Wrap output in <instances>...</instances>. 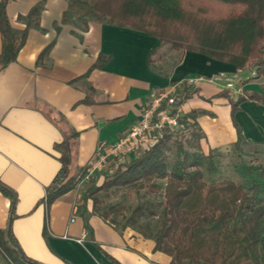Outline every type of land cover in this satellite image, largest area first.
<instances>
[{
	"label": "crops",
	"instance_id": "obj_1",
	"mask_svg": "<svg viewBox=\"0 0 264 264\" xmlns=\"http://www.w3.org/2000/svg\"><path fill=\"white\" fill-rule=\"evenodd\" d=\"M37 0H10L6 14L14 29ZM66 0H46L40 30L31 29L14 63L0 64V181L17 197L11 231L23 254L40 264H170L155 251L152 239L127 228L116 230L93 213L84 191L72 189L48 210L43 233L45 189L60 169L55 145L62 140L56 125L63 117L77 132L71 175L82 174L100 144L122 138L141 110L154 98L172 92L180 115L199 113L204 154L232 146L237 128L250 144H264V105L238 96H264V73L237 70L201 53L185 51L167 72L149 64L157 38L130 27L90 21L88 28L62 24ZM59 27V31L55 30ZM54 42L42 66L41 52ZM2 49L0 36V53ZM104 63L93 67L99 59ZM187 78H196L188 85ZM229 85V86H228ZM130 156L126 160H131ZM10 198L0 192V232L6 228ZM81 241V242H79Z\"/></svg>",
	"mask_w": 264,
	"mask_h": 264
},
{
	"label": "trees",
	"instance_id": "obj_2",
	"mask_svg": "<svg viewBox=\"0 0 264 264\" xmlns=\"http://www.w3.org/2000/svg\"><path fill=\"white\" fill-rule=\"evenodd\" d=\"M10 0H0V64L14 63L31 29L40 30L46 0H37L27 15L17 17L24 25L14 29L7 17ZM62 24H77L83 31L90 21L130 27L158 39L160 47L183 55L201 53L231 64L237 70L255 67L264 73V0H66ZM58 32L59 27L55 26ZM50 43L37 58L42 66L53 46ZM153 50L149 64L155 62ZM104 63L101 58L93 67ZM262 67V68H261ZM264 105V96L248 94L231 101L232 113L246 101ZM199 113L179 118L182 129L165 131L154 144L131 160L117 166L99 186H91L83 201H92L93 213L122 232L130 228L152 239L155 251L171 258L170 264H264V149L245 141L237 128L231 146L236 154L230 163L237 180L220 175L218 151L204 154V134L197 124ZM62 140L55 145L60 169L45 189L43 233H47L48 210L58 198L74 189L71 167L78 134L64 118L55 122ZM264 145V144H262ZM253 148L250 152L244 147ZM260 149V148H259ZM244 157H254L247 161ZM84 170L82 171V174ZM159 196L158 204L143 203L131 212L121 230L109 217L121 208L104 207L97 195L102 192ZM0 192L10 198L6 228L0 232V255L11 264H40L21 251L11 225L16 218V194L0 181ZM139 220H145L137 223Z\"/></svg>",
	"mask_w": 264,
	"mask_h": 264
},
{
	"label": "built area",
	"instance_id": "obj_3",
	"mask_svg": "<svg viewBox=\"0 0 264 264\" xmlns=\"http://www.w3.org/2000/svg\"><path fill=\"white\" fill-rule=\"evenodd\" d=\"M186 82L191 86L197 79L187 78ZM180 117L177 99L172 92L154 98L141 110L139 119L129 126L122 138L112 144L98 146L94 157L84 169L81 182L102 172L110 161L125 160L140 154L162 137L165 131L176 132L182 129Z\"/></svg>",
	"mask_w": 264,
	"mask_h": 264
},
{
	"label": "rangeland",
	"instance_id": "obj_4",
	"mask_svg": "<svg viewBox=\"0 0 264 264\" xmlns=\"http://www.w3.org/2000/svg\"><path fill=\"white\" fill-rule=\"evenodd\" d=\"M164 47V46H163ZM170 48L168 45L165 46L161 51L156 53L153 57L154 60H158L159 57L162 55L166 59H162V63L159 66L164 71H168L171 69L172 66L177 62L179 59V54L168 56ZM156 62V61H155ZM255 68V67H254ZM262 68V67H261ZM264 70V67L262 68ZM255 74H256V68H255ZM175 133V132H172ZM257 150L263 151L264 145L258 146ZM251 149L255 150L254 147H244V151L250 152ZM219 154L218 158V164L220 175L223 178H229L233 180H237L236 174L231 170L230 163L236 160V154L233 152L232 147H223L216 149ZM254 157H244L247 161H252ZM125 160H113L110 161L106 168L96 174L93 178H91L88 181L81 182L82 174L78 176H73L75 178V186L74 189H79L84 191V193L91 187V186H99L102 184L104 178L106 176H109L113 173V171L116 169L117 166L121 165ZM98 200L101 202V204L105 207H109L113 210L121 208V212H115L109 217V221L114 222L115 227L119 230L123 228V225L126 223V220L129 218L131 212L136 208V206L143 204L145 202L150 204H158L161 201L160 195L159 196H152L147 195L145 191H141L138 194H131V193H118L114 194L113 191L110 192H102L97 195ZM145 221V220H144ZM143 220H139L137 223L144 222ZM0 264H11L6 258L2 257L0 255Z\"/></svg>",
	"mask_w": 264,
	"mask_h": 264
}]
</instances>
